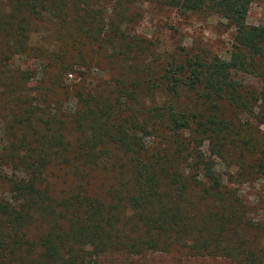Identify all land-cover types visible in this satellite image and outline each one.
I'll use <instances>...</instances> for the list:
<instances>
[{
    "label": "trees",
    "instance_id": "16d2710c",
    "mask_svg": "<svg viewBox=\"0 0 264 264\" xmlns=\"http://www.w3.org/2000/svg\"><path fill=\"white\" fill-rule=\"evenodd\" d=\"M142 2L10 0L1 16L5 47L40 64L43 79L21 90L27 72L0 65L12 122L32 131L4 146L13 178L2 181L0 264L171 251L264 264V219L240 188L245 176L264 180V26L247 24L253 0H161L224 19L227 57L164 53L131 33ZM103 64L108 77H94Z\"/></svg>",
    "mask_w": 264,
    "mask_h": 264
},
{
    "label": "rangeland",
    "instance_id": "374dc122",
    "mask_svg": "<svg viewBox=\"0 0 264 264\" xmlns=\"http://www.w3.org/2000/svg\"><path fill=\"white\" fill-rule=\"evenodd\" d=\"M161 3V0H143L141 4L132 7L130 12L136 14V18L131 25V33L153 42L158 50L164 53L204 50L208 55L215 54L227 57L231 45L234 43V32L224 19L204 10L183 14L176 9L163 6ZM9 11L10 0H0V19L3 14L9 13ZM247 24L250 26H264V0H253L249 7ZM42 36L39 32L32 34L36 41L40 40ZM3 37L4 35L0 33V65L15 69L17 73L27 72L29 84L27 86L21 84L19 89L25 90L29 85L32 89L37 88L36 82L43 79V67L32 61L29 56L18 55L12 48L7 49ZM92 75L105 79L109 75V67L103 64L97 71L94 70ZM238 79L257 91L262 89V83L258 79L250 78V76H241ZM72 80L73 78L69 77L65 85H70ZM2 85L3 80L0 77V196L7 189L2 185L4 177L7 179L13 178L12 172L5 167L11 161L9 153H6V155H9L6 159L4 157L5 152H7V150H4L5 144H17L23 137H30L32 134L30 129L19 128L12 122L16 112L12 103L6 101ZM49 100L52 103H64V98L59 95H53ZM70 100L73 101L72 98ZM71 104L70 107H72ZM246 117L241 115L240 124H246ZM255 127L261 129L260 137L264 138V125L257 123ZM144 142L149 143L150 140L144 138ZM96 178L102 179V174L97 173ZM60 182L55 183L56 189L59 188ZM240 188L243 197L255 204L257 219H264V180L258 177L245 176L242 179ZM32 231H34V228H32ZM101 261L102 264H230L224 258H194L177 251L152 253L145 257H125L120 254H109L104 256Z\"/></svg>",
    "mask_w": 264,
    "mask_h": 264
}]
</instances>
